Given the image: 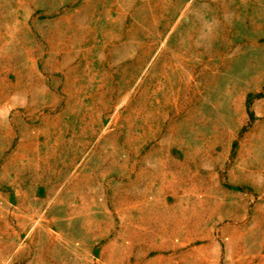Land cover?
Wrapping results in <instances>:
<instances>
[{
  "label": "rangeland",
  "instance_id": "obj_1",
  "mask_svg": "<svg viewBox=\"0 0 264 264\" xmlns=\"http://www.w3.org/2000/svg\"><path fill=\"white\" fill-rule=\"evenodd\" d=\"M246 33L234 0H0V116L16 132L74 133L92 158L106 148L108 171L120 157L144 159L154 133L175 160L200 135L205 160L217 152L220 167L235 164L233 150L264 117V106L253 107L264 87L206 86L217 38L235 37L236 73ZM3 87H17L12 94L27 104L9 102ZM120 149L124 156H115ZM248 163L264 166V157ZM250 233L236 239L258 255L262 237Z\"/></svg>",
  "mask_w": 264,
  "mask_h": 264
},
{
  "label": "crops",
  "instance_id": "obj_2",
  "mask_svg": "<svg viewBox=\"0 0 264 264\" xmlns=\"http://www.w3.org/2000/svg\"><path fill=\"white\" fill-rule=\"evenodd\" d=\"M234 3L250 31L241 39V67L235 73V37H218L214 81L206 86L227 92L264 87V0ZM16 89L2 91L25 106ZM0 124V264H264V166L248 163L264 157V117L233 150L235 164L220 167L217 152L205 160L200 135L175 160L154 133L144 159L120 157L109 171L107 149L95 148L99 158H92L74 133L16 132L5 115ZM255 228L262 240L251 255L236 237ZM236 240L234 260L229 247Z\"/></svg>",
  "mask_w": 264,
  "mask_h": 264
}]
</instances>
